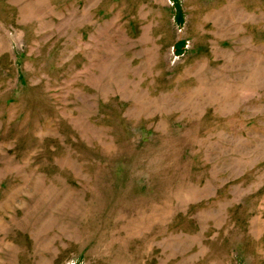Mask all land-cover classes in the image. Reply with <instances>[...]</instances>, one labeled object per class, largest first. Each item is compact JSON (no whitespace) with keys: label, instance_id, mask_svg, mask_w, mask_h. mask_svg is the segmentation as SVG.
Listing matches in <instances>:
<instances>
[{"label":"rangeland","instance_id":"obj_1","mask_svg":"<svg viewBox=\"0 0 264 264\" xmlns=\"http://www.w3.org/2000/svg\"><path fill=\"white\" fill-rule=\"evenodd\" d=\"M0 264H264V0H0Z\"/></svg>","mask_w":264,"mask_h":264}]
</instances>
